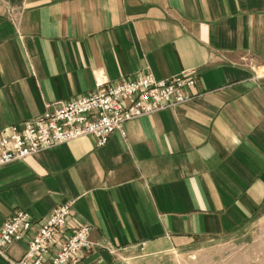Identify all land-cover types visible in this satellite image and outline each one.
I'll return each instance as SVG.
<instances>
[{
	"label": "crops",
	"instance_id": "crops-1",
	"mask_svg": "<svg viewBox=\"0 0 264 264\" xmlns=\"http://www.w3.org/2000/svg\"><path fill=\"white\" fill-rule=\"evenodd\" d=\"M264 0H0V131L97 79L195 68V95L0 166V224L71 202L96 247L74 264H157L264 214ZM26 239L10 243L20 258ZM0 264H8L0 256Z\"/></svg>",
	"mask_w": 264,
	"mask_h": 264
},
{
	"label": "built area",
	"instance_id": "built-area-1",
	"mask_svg": "<svg viewBox=\"0 0 264 264\" xmlns=\"http://www.w3.org/2000/svg\"><path fill=\"white\" fill-rule=\"evenodd\" d=\"M255 75L264 77V64ZM195 68L166 78L138 73L115 82L97 79L95 87L77 97L48 103L47 111L9 125L0 131V166L25 158L41 149L83 135H93L102 145L108 136L134 118L175 107L192 98L197 80ZM71 202L56 205L36 221L28 211L18 209L0 224V256L8 264H74L96 247L90 239L91 225L70 226ZM26 239V249L14 259L6 247Z\"/></svg>",
	"mask_w": 264,
	"mask_h": 264
},
{
	"label": "rangeland",
	"instance_id": "rangeland-1",
	"mask_svg": "<svg viewBox=\"0 0 264 264\" xmlns=\"http://www.w3.org/2000/svg\"><path fill=\"white\" fill-rule=\"evenodd\" d=\"M157 264H264V214L233 235L157 257Z\"/></svg>",
	"mask_w": 264,
	"mask_h": 264
}]
</instances>
